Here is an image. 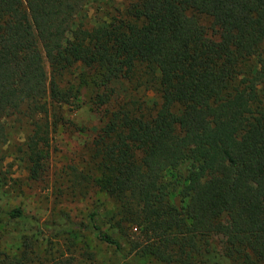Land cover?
<instances>
[{
	"label": "trees",
	"instance_id": "1",
	"mask_svg": "<svg viewBox=\"0 0 264 264\" xmlns=\"http://www.w3.org/2000/svg\"><path fill=\"white\" fill-rule=\"evenodd\" d=\"M88 2L0 0V186L18 184L9 119L31 126L13 146L38 180L52 135L76 125L64 107L91 83L101 125L83 166H68V190L108 194L123 236L97 210L60 223L2 206L15 186L0 188V222L60 239L96 233L115 264H264V0H126L110 21L85 24ZM0 264L104 263L78 242L34 235L10 254L0 235Z\"/></svg>",
	"mask_w": 264,
	"mask_h": 264
},
{
	"label": "rangeland",
	"instance_id": "2",
	"mask_svg": "<svg viewBox=\"0 0 264 264\" xmlns=\"http://www.w3.org/2000/svg\"><path fill=\"white\" fill-rule=\"evenodd\" d=\"M126 0H89L78 20L85 24L94 23L97 19L110 21L116 15V6L125 5ZM209 25V21L202 19ZM46 68L50 72L49 63ZM79 74V69L75 71V76ZM79 77V75H78ZM93 87L91 83L82 88V95L74 100L70 105L64 107L67 117L75 122V127L62 126L59 131L52 135L50 157L46 170L41 178L32 180L28 174L19 168L15 152V146L25 141L31 133L30 124L17 116H12L8 122V129L11 133V144L9 155L6 159V168L15 171L17 185L0 186L1 190L7 187H14V194H3L1 196L2 206L11 209L21 207L29 215L39 218L41 221L65 222V214L68 213L74 221L87 223L88 216L92 210H97L98 222L103 229L109 231L115 237H122V231L115 230L109 221L110 211L115 209L113 199L104 191L95 190L86 198L72 196L68 190V179L66 171L71 164L83 166V160L90 152L95 131L101 125V115L90 103ZM15 145V146H13ZM7 147V146H6ZM0 235L3 248L7 253L14 254L21 246L24 235H34L44 242V246L60 247L66 240L78 242L83 249H90L95 252L98 259L104 264H115L117 257L112 247L100 242L96 233L86 231L80 235L61 234L60 237H50V233L40 232L27 224L14 222L1 223ZM131 264H161L149 258H139L131 256Z\"/></svg>",
	"mask_w": 264,
	"mask_h": 264
}]
</instances>
